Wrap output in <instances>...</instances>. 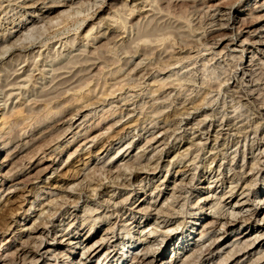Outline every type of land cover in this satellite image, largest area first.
Segmentation results:
<instances>
[{"label": "rangeland", "instance_id": "obj_1", "mask_svg": "<svg viewBox=\"0 0 264 264\" xmlns=\"http://www.w3.org/2000/svg\"><path fill=\"white\" fill-rule=\"evenodd\" d=\"M144 257L264 264V0H0V264Z\"/></svg>", "mask_w": 264, "mask_h": 264}, {"label": "bare ground", "instance_id": "obj_2", "mask_svg": "<svg viewBox=\"0 0 264 264\" xmlns=\"http://www.w3.org/2000/svg\"><path fill=\"white\" fill-rule=\"evenodd\" d=\"M131 12H132V11H131ZM131 15H132V14H131ZM186 31H187V30H186ZM180 44H181V43H180ZM95 54H96V53H95ZM101 54H102V53H101ZM93 57H94V56H93ZM99 57H100V56H99ZM242 59H243V58H242ZM237 63H238V62H237ZM78 64H79V63H78ZM88 71H89V70H88ZM85 79H86V78H85ZM72 80H73V79H72ZM78 83H79V82H78ZM67 84H68V83H67ZM62 86H63V85H62ZM72 87H73V85H72ZM79 88H80V87H79ZM68 90H69V89H68ZM47 94H48V93H47ZM202 104H203V103H202ZM185 111H186V110H185ZM183 112H184V111H183ZM4 120H5V119H4ZM64 134H65V133H64ZM65 135H66V134H65ZM248 187H249V186H248ZM127 202H128V201H127ZM217 205H218V204H217ZM11 210H13V212L11 213L10 216L13 217V216L15 215L14 213H15L16 211H15V209H11ZM11 217H10V218H11ZM6 218H7L6 216H3V217H2V224H5V222H8ZM10 218H9V219H10ZM231 219H232V218H231ZM228 223H229V222H228ZM239 223H241L240 220H236V221L233 220V221H232L230 224H228V225H230L229 227H235V226H238ZM211 225H212V224H211ZM5 227H6V226H5ZM212 228H213V227H212ZM214 231H215V230H214ZM218 231H219V230H218ZM47 233H48V232H47ZM215 233H216V232H215ZM260 237H261V236H260ZM259 239H260V238L257 239V237H256V240L253 241L252 244L255 245V243H257V242L259 241ZM102 240H103V239H102ZM96 243H97V242H96ZM214 243H215V242H214ZM109 245H110V244H109ZM214 245H215V244H214ZM246 245H247V244H246ZM244 246H245V245H244ZM40 247H41V246H40ZM101 247H102V246H101ZM203 247H204V246H203ZM203 247H202V248H203ZM245 247H247V246H245ZM249 247H250V246H249ZM236 248H237V247H236ZM109 249H110V248H109ZM211 249H212V248H211ZM243 249H244V248H243ZM37 250H38V248H37ZM235 250H236V249H235ZM36 252L38 253V251H36ZM39 252H40V251H39ZM48 252H49V251H48ZM48 252H47V253H48ZM24 253H31V254H34L35 252H34L33 250H32V251L24 250ZM45 253H46V252H45ZM106 254H107V253H106ZM27 256H28V255H27ZM27 256H26V257H27ZM43 256H44V255H43ZM18 257H19V256H18ZM226 258H227V257H226ZM228 258H229V257H228ZM40 259H42V258H40ZM40 259H39V260H40ZM261 259H262V260H261ZM261 259H260V261H263V260H264L263 257H262ZM146 261H148V259H147L146 257H144L142 263L145 264ZM256 261H257V260H256ZM256 261H255V262H256ZM36 262H37V261H36ZM36 262H35V263H36ZM99 262H100V261H99ZM148 262H150V261H148ZM224 263H225V262H224ZM224 263H223V264H224ZM257 263H258V262H257ZM33 264H34V263H33ZM147 264H148V263H147ZM150 264H151V262H150ZM251 264H253V263H251Z\"/></svg>", "mask_w": 264, "mask_h": 264}]
</instances>
